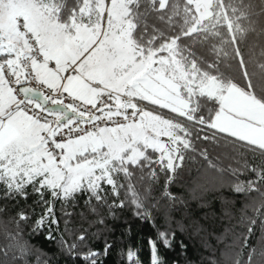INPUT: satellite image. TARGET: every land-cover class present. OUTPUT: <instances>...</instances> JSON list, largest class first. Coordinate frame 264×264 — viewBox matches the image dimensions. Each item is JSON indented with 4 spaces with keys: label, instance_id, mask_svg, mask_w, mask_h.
Wrapping results in <instances>:
<instances>
[{
    "label": "snow or ice",
    "instance_id": "1",
    "mask_svg": "<svg viewBox=\"0 0 264 264\" xmlns=\"http://www.w3.org/2000/svg\"><path fill=\"white\" fill-rule=\"evenodd\" d=\"M192 161L190 198L244 229L202 264H264V0H0V264H53L38 235L105 264L126 208L156 229L149 264L187 252L177 230L207 247L174 216Z\"/></svg>",
    "mask_w": 264,
    "mask_h": 264
},
{
    "label": "trees",
    "instance_id": "2",
    "mask_svg": "<svg viewBox=\"0 0 264 264\" xmlns=\"http://www.w3.org/2000/svg\"><path fill=\"white\" fill-rule=\"evenodd\" d=\"M222 151H224V149L216 150L217 153ZM198 166L196 161L190 162V175L185 173L183 179L177 181V183L170 188L174 194L182 199H186L188 202L187 207L183 211L176 212L174 216L175 220L178 222H182L189 215L192 218L200 219L208 232L212 233V235L206 237L209 240L208 246L202 247L199 238L193 237L189 239L187 233H180L179 230H177L176 240H183L184 243L188 245V250L186 253H181L178 243L172 250L161 248V255L165 260V264H172L174 260H179L180 264H186V260H191L192 264H202V261L207 260L210 249L215 248L216 254L219 255L220 251L224 250L225 245L233 244V240L235 239L233 231L237 236L244 231L242 227H234V225H236V219H232L231 221L226 218L221 219L222 204L219 198L212 201L210 208H202L200 207L199 201L190 198L189 189L186 184L190 180V176L194 177L196 175V168ZM224 195L229 199H234L232 193L228 191H225ZM28 203H31V200ZM243 203V198L236 200L233 211L237 217L240 214ZM152 212L155 216V223L157 226L160 228L167 227L165 218L155 209H153ZM251 214L249 210V215ZM118 216L119 219L114 222L116 230L113 233V239L116 242V250L114 254L105 258V264H122V258L119 252L127 248L137 251L143 264H149L150 250L148 241L149 238H155L156 236V229L152 226V222H145L136 217L131 208L120 211ZM205 216H207V219H204ZM110 223L113 222L110 221ZM61 227L63 226L61 225ZM172 227L176 228V225L173 224ZM256 236H260L259 231H257ZM25 238H27V235ZM255 240L256 238H253L250 242L255 243ZM31 243L34 244L36 248L46 253L48 257L53 260V264H65L64 257H61L60 253L57 251L58 245L56 243H50L40 235L33 237ZM240 243L241 241L237 240L235 247L238 251L246 253V249L240 248ZM53 253H55V258L53 257ZM32 264H36L34 258L32 259Z\"/></svg>",
    "mask_w": 264,
    "mask_h": 264
}]
</instances>
